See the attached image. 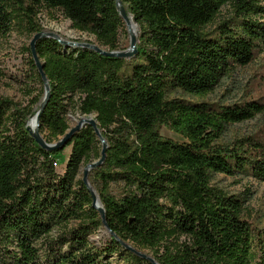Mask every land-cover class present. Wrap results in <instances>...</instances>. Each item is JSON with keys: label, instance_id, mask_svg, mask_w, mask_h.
<instances>
[{"label": "trees", "instance_id": "1", "mask_svg": "<svg viewBox=\"0 0 264 264\" xmlns=\"http://www.w3.org/2000/svg\"><path fill=\"white\" fill-rule=\"evenodd\" d=\"M122 2L139 27L132 59L52 38L36 45L51 87L40 134L50 144L64 137L69 109L96 116L108 150L91 185L116 237L100 246L90 241L104 229L81 172L101 158L93 128L54 151L42 149L29 131L45 96L29 47L41 92L23 109L0 98V264H115V257L116 264H153L121 241L157 264H264V229L255 231L245 218V200L212 184L215 175L243 173L264 183V128L232 144L222 141L229 127L264 114V103L173 97H206L223 77L254 62L264 48V24L253 18L264 12L260 0ZM230 4L233 18L208 31ZM44 9L120 51L126 23L116 0H0V40L17 17L31 34L43 32ZM163 127L183 142L163 137ZM68 148L60 174L55 164Z\"/></svg>", "mask_w": 264, "mask_h": 264}, {"label": "rangeland", "instance_id": "2", "mask_svg": "<svg viewBox=\"0 0 264 264\" xmlns=\"http://www.w3.org/2000/svg\"><path fill=\"white\" fill-rule=\"evenodd\" d=\"M259 5L264 10V0ZM127 7V5H126ZM234 16L232 5L224 6L214 22L208 26V31L216 30L221 24L229 22ZM40 23L44 32L58 34L63 41L75 43H92L100 46L96 38L72 27L70 20L66 19L59 11L41 10L39 14ZM255 20L264 24V12L253 16ZM139 34V27L138 32ZM35 34L27 30L26 23L21 17H17L13 23L12 31L5 38L0 40V98L11 100L20 109L27 107L30 102L41 92L40 84L35 80L34 72L30 68V55L27 49ZM120 51H127L130 48V34L126 26L121 33ZM101 47V46H100ZM173 97L181 98L192 102H211L221 105L241 104L250 99L264 103V48L258 53L254 62L246 67H238L230 74L223 77L216 89L206 97H195L185 95L181 92L173 94ZM39 105V104H38ZM36 108V107H35ZM95 117V115H92ZM84 118L78 109H69L67 120L70 128ZM264 128V114H260L253 120L235 124L227 130L222 141L224 144H232L238 138L253 135ZM161 135L174 141L183 142V138L166 127L161 129ZM71 149L68 148L61 156V163L57 171L63 174L66 168L67 158ZM95 161L83 165L82 175L85 168ZM93 173L90 172V183ZM212 184L227 193L228 195L239 196L245 200L244 216L257 230L264 229V183L257 181L249 173L228 176L218 174L213 177ZM118 195V190H113ZM109 235L105 229L90 237V241L96 246L107 239ZM116 264V257L112 259Z\"/></svg>", "mask_w": 264, "mask_h": 264}, {"label": "water", "instance_id": "3", "mask_svg": "<svg viewBox=\"0 0 264 264\" xmlns=\"http://www.w3.org/2000/svg\"><path fill=\"white\" fill-rule=\"evenodd\" d=\"M117 2V6H118V10L120 12V16L122 17V19L124 20V22L126 23V26L128 28V32L130 34V48L127 51H110L108 49H105L103 47H100L96 44H92V43H75V42H70V41H63L62 38L55 33H48V32H41L38 33L34 36L33 40L30 43V49H31V54H32V58L35 62V65L37 67L38 73L41 75L42 81L44 83V89H45V96L43 99V102L41 104L40 110L38 111V113L35 116V120L33 121V125H31L30 122V126H29V131L31 132L32 137L34 138V140L38 143V145L47 151H54V150H58V149H62L64 147H66L68 145V143H70V141L73 139V137L81 132V130L86 127V126H91L98 138V140L100 141L101 145H102V153H101V158L96 161L93 162L91 164H89L85 170H84V176H83V181L84 184L87 186L89 192L92 195L93 198V207L98 211L102 223H103V227L105 229V233L109 235V237H116V235L110 230V227L107 223L106 220V211L104 209L103 206L99 207L98 206V202L101 203L100 198L98 196V194L96 193L95 189L92 187L91 183H90V172L98 167H101L105 160H106V156H107V150H108V143L105 140V138L103 137L100 129H99V124L96 120V116L93 117L91 116H84V118H81L79 120V122L72 127L64 137H62L58 142L56 143H48L45 138L40 134L39 131V127H40V118L41 115L43 114L46 105L49 101L50 98V93H51V87H50V82L44 72V66L41 62V60L39 59L38 53H37V42L42 39V38H52L57 40L58 42H60L61 44L65 45V46H71L74 48H81V49H89L92 50L102 56L105 57H110V58H118V59H132L138 52L137 50V45L139 43L138 41V34L135 35L131 32L130 30V16L127 13L126 8L123 5L122 0H116ZM133 20V19H132ZM134 22V20H133ZM135 23V22H134ZM135 25L138 27V25L135 23ZM102 205V203H101ZM122 245L127 248L128 250L134 252L135 254H137L138 256L142 257L143 259H146L148 261H150L153 264H157L155 262V260L152 257H149L145 254H141L139 252H137L136 250H134L132 247L124 244L121 241Z\"/></svg>", "mask_w": 264, "mask_h": 264}, {"label": "bare ground", "instance_id": "4", "mask_svg": "<svg viewBox=\"0 0 264 264\" xmlns=\"http://www.w3.org/2000/svg\"><path fill=\"white\" fill-rule=\"evenodd\" d=\"M130 30H131V32L133 33V34H135V35H137V32H138V27L135 25V23L133 22V20H132V17H130ZM34 117V116H33ZM35 118V117H34ZM32 119L31 121V125H33V121L35 120V119ZM75 122H79L78 120H75ZM98 206L99 207H101L102 205H101V203L100 202H98Z\"/></svg>", "mask_w": 264, "mask_h": 264}, {"label": "built area", "instance_id": "5", "mask_svg": "<svg viewBox=\"0 0 264 264\" xmlns=\"http://www.w3.org/2000/svg\"><path fill=\"white\" fill-rule=\"evenodd\" d=\"M55 167H58V164L57 163L55 164Z\"/></svg>", "mask_w": 264, "mask_h": 264}]
</instances>
